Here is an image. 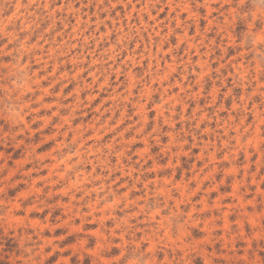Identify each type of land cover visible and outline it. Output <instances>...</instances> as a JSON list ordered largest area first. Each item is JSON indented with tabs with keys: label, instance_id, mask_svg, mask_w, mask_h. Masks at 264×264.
Here are the masks:
<instances>
[{
	"label": "clouds",
	"instance_id": "1",
	"mask_svg": "<svg viewBox=\"0 0 264 264\" xmlns=\"http://www.w3.org/2000/svg\"><path fill=\"white\" fill-rule=\"evenodd\" d=\"M0 264H264V0H0Z\"/></svg>",
	"mask_w": 264,
	"mask_h": 264
},
{
	"label": "rangeland",
	"instance_id": "2",
	"mask_svg": "<svg viewBox=\"0 0 264 264\" xmlns=\"http://www.w3.org/2000/svg\"><path fill=\"white\" fill-rule=\"evenodd\" d=\"M17 159H18V158H17ZM214 201H215V198H214ZM191 211H192V209L189 210L190 213H191ZM197 219H198V218H197ZM200 230L203 231L204 229L201 228ZM194 234H195V233H194Z\"/></svg>",
	"mask_w": 264,
	"mask_h": 264
}]
</instances>
